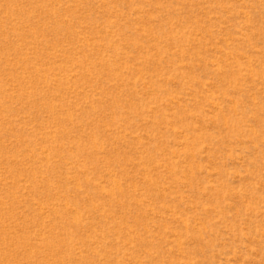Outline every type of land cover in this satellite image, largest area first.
<instances>
[{"label":"rangeland","instance_id":"1","mask_svg":"<svg viewBox=\"0 0 264 264\" xmlns=\"http://www.w3.org/2000/svg\"><path fill=\"white\" fill-rule=\"evenodd\" d=\"M0 264H264V0H0Z\"/></svg>","mask_w":264,"mask_h":264}]
</instances>
